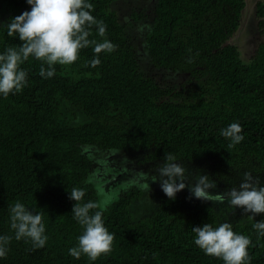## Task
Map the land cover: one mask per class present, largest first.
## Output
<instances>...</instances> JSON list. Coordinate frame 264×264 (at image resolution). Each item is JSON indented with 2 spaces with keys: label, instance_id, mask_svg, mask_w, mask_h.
I'll use <instances>...</instances> for the list:
<instances>
[{
  "label": "trees",
  "instance_id": "16d2710c",
  "mask_svg": "<svg viewBox=\"0 0 264 264\" xmlns=\"http://www.w3.org/2000/svg\"><path fill=\"white\" fill-rule=\"evenodd\" d=\"M121 1L86 0L93 5L91 14L107 26L104 38L93 27L90 39L116 46L99 54L97 67L86 66L94 58L92 47L80 50L72 65H56L51 78L41 77V62L30 57L20 66L26 86L7 98L0 95V236L13 235L9 210L17 201L43 215L47 236L36 250L31 242L13 238L0 264H223L194 243L192 228L205 223L213 228L229 223L235 233L248 236L250 264H264V237L258 240L253 227L264 214L250 219L240 209L227 220L210 204L189 203L185 193L174 200L161 194L154 212L135 222L129 209L141 194L135 189L98 209L114 234L112 251L96 261L69 255L83 232L71 213L72 188L85 191L82 202H95L87 182L93 163L82 147L143 152L154 162H163L170 152L188 162H210L215 181L230 176L236 183L249 172L264 187V42L247 63L228 43L244 0H145L153 19L138 48L143 59L114 8ZM0 10L3 54L21 43L7 35L6 24L31 8L26 0H0ZM255 16L262 33L264 4H255ZM129 17L139 19L134 13ZM63 102L88 119L70 124L61 117ZM231 123L242 127L244 139L228 149L230 141L220 130Z\"/></svg>",
  "mask_w": 264,
  "mask_h": 264
},
{
  "label": "clouds",
  "instance_id": "9594fccd",
  "mask_svg": "<svg viewBox=\"0 0 264 264\" xmlns=\"http://www.w3.org/2000/svg\"><path fill=\"white\" fill-rule=\"evenodd\" d=\"M26 3L31 10L11 18L6 24L7 35L18 37L21 43L19 47H8L0 54V95L4 98L21 92L26 86L27 73L20 66L30 57L41 62L39 75L51 78L56 65H72L82 49L92 47L94 58L86 66L93 68L101 62L99 54L115 50L116 46L107 39L102 42L90 39L93 27L96 34L104 38L107 26L91 14L93 5L86 0H26ZM192 62L193 58L189 57L187 63ZM242 131L238 123H231L220 130V135L230 141L228 149L243 141ZM185 172V167L177 162L175 155L170 152L164 155L156 173L160 188L168 199L174 200L176 194L187 186L190 193L188 199L194 197L218 203L227 200L234 209L239 208L244 214H250V219L264 214V187H259V181L249 172L244 173L238 188L218 194L209 191L215 189L216 184L208 175H199L193 183L186 185ZM84 196L85 191L75 187L69 195V199L75 201L71 210L73 219L83 229L77 237V245L69 249V255L75 259L84 255L90 261H96L101 255L112 251L114 234L105 227L103 213L98 210L99 204L91 200L82 202ZM9 223L13 235L0 236V258H6L8 245L13 238L31 242L32 250L45 246L47 236L41 213H33L17 201L10 207ZM253 227L258 240L264 237V220L255 222ZM192 231L195 233V245L205 255L219 258L223 264H250L248 247L252 244L251 239L235 233L229 223L215 228L205 223L193 227Z\"/></svg>",
  "mask_w": 264,
  "mask_h": 264
},
{
  "label": "rangeland",
  "instance_id": "374dc122",
  "mask_svg": "<svg viewBox=\"0 0 264 264\" xmlns=\"http://www.w3.org/2000/svg\"><path fill=\"white\" fill-rule=\"evenodd\" d=\"M257 2L264 4V0H244L239 26L236 32L228 39V43L236 47L239 59L243 63H247L257 45L264 42V30L260 33L258 27H256L255 4ZM114 8L118 10L121 21L126 23L125 33L129 43L143 59L144 51L139 53L138 48L139 50L141 49L143 34L147 32L146 29L153 19L152 5H146L145 0H123L120 2V6L116 5ZM131 13L138 14L139 19L135 22L132 21L129 17ZM4 22L5 15L0 10V25ZM164 76H168V74L165 73L163 74ZM169 77L172 78V75H169ZM60 113L61 117H64L70 124L83 123L88 119L83 112L64 102L61 104ZM82 153L93 163V169L88 175L87 182L91 183L95 190V202L99 204L100 209H105L127 190H139L141 193L140 197L133 201L129 207L132 219L136 222L154 212L161 194L166 197L160 188L156 173L162 162L146 160L145 153L115 152L113 150L109 153H103L96 146L82 147ZM177 162L181 163L186 169V185L187 183H193L199 175H208L216 184L215 189H209L212 194L238 188L243 181V177H240L243 175H239L236 183L231 180L230 176L220 181H215V177L211 172L212 164L210 162H188L185 159H177ZM254 179L258 180V186L262 187L260 185L261 180L257 177ZM179 182L177 181V183ZM181 193L190 196L187 186L178 192L176 196ZM188 200L189 203L203 202L214 206L218 212L223 213V217L227 220H231L233 214L241 213L239 208L234 209L230 206L227 200L223 203L202 201L194 197Z\"/></svg>",
  "mask_w": 264,
  "mask_h": 264
}]
</instances>
